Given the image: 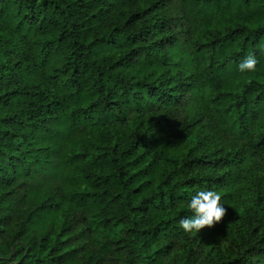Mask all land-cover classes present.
I'll use <instances>...</instances> for the list:
<instances>
[{"label": "trees", "instance_id": "trees-1", "mask_svg": "<svg viewBox=\"0 0 264 264\" xmlns=\"http://www.w3.org/2000/svg\"><path fill=\"white\" fill-rule=\"evenodd\" d=\"M201 190L226 215L189 235ZM96 252L264 264V0H0V264Z\"/></svg>", "mask_w": 264, "mask_h": 264}, {"label": "clouds", "instance_id": "clouds-1", "mask_svg": "<svg viewBox=\"0 0 264 264\" xmlns=\"http://www.w3.org/2000/svg\"><path fill=\"white\" fill-rule=\"evenodd\" d=\"M259 63L254 54H248L238 65L239 71L254 72ZM221 195L216 191L201 190L192 196L188 208L193 215L186 216L179 221L180 227L189 235L198 234L205 227H213L226 215V209L221 203Z\"/></svg>", "mask_w": 264, "mask_h": 264}, {"label": "rangeland", "instance_id": "rangeland-1", "mask_svg": "<svg viewBox=\"0 0 264 264\" xmlns=\"http://www.w3.org/2000/svg\"><path fill=\"white\" fill-rule=\"evenodd\" d=\"M178 116L179 118H185L186 117V113L184 110H181L179 113H178ZM247 185V181L245 183V188L246 190L244 192L241 193L240 197L235 199L233 202H236V203H240L238 204L233 210L232 212L234 213L235 216L237 217H244V215H246V213L249 211V207H250V204H251V200H250V195L249 193L247 192L248 190V187L246 186ZM245 203L247 204V206L245 205ZM77 218V217H76ZM219 234V235H218ZM227 234H228V229H227V226H223V229H219L217 235L220 237V239L223 240L222 242V246H225L227 244H230L231 243V240L230 238L226 239L227 237ZM234 239H235V236H234ZM91 250L93 249L91 246H90ZM85 249V248H84ZM96 254V257L98 258L99 260V264H118V261L117 260H114V259H111V258H104L102 256H99L98 252L95 253ZM19 255V254H18ZM17 255V257H18ZM17 258H13V260H16Z\"/></svg>", "mask_w": 264, "mask_h": 264}]
</instances>
